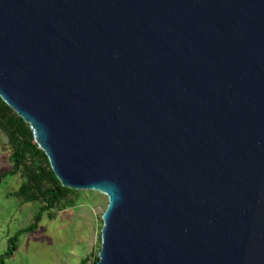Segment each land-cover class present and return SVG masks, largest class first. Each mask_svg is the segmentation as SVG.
Returning <instances> with one entry per match:
<instances>
[{
    "label": "water",
    "instance_id": "obj_1",
    "mask_svg": "<svg viewBox=\"0 0 264 264\" xmlns=\"http://www.w3.org/2000/svg\"><path fill=\"white\" fill-rule=\"evenodd\" d=\"M0 97L96 264H264V0H0Z\"/></svg>",
    "mask_w": 264,
    "mask_h": 264
},
{
    "label": "rangeland",
    "instance_id": "obj_2",
    "mask_svg": "<svg viewBox=\"0 0 264 264\" xmlns=\"http://www.w3.org/2000/svg\"><path fill=\"white\" fill-rule=\"evenodd\" d=\"M11 155L8 138L0 129V175L12 170ZM22 182L19 172L6 176L0 184V258L10 248V240L34 223L44 205L15 195ZM107 207L106 195L75 190L42 214L37 229L18 237L17 249L5 264H80L86 257L94 262L101 249L102 215Z\"/></svg>",
    "mask_w": 264,
    "mask_h": 264
},
{
    "label": "trees",
    "instance_id": "obj_3",
    "mask_svg": "<svg viewBox=\"0 0 264 264\" xmlns=\"http://www.w3.org/2000/svg\"><path fill=\"white\" fill-rule=\"evenodd\" d=\"M0 129L6 134L12 149L11 171L0 175L2 179L8 175L20 172L23 182L15 195L23 197L26 202L42 201L44 205L34 218V223L25 231H20L11 240L8 251L0 258V264H5V259L12 257L17 249L18 237L37 229L38 223L44 212L58 206L63 199H67L75 190L63 187L53 172L46 154L39 149L34 140L29 124L17 115L0 97ZM89 257L83 258L80 264H96L98 257L92 263Z\"/></svg>",
    "mask_w": 264,
    "mask_h": 264
}]
</instances>
